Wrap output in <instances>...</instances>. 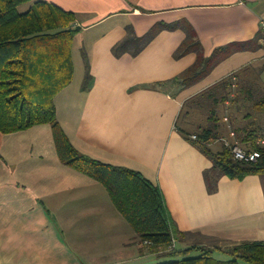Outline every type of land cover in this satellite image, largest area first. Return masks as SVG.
<instances>
[{
	"label": "crops",
	"instance_id": "0c3cea01",
	"mask_svg": "<svg viewBox=\"0 0 264 264\" xmlns=\"http://www.w3.org/2000/svg\"><path fill=\"white\" fill-rule=\"evenodd\" d=\"M43 1L75 13L80 32L117 22L106 32L115 41H102L99 53L104 65L120 72L98 73L84 49L93 77L84 91L86 62L73 47L74 79L55 99L58 120L76 148L157 183L182 231L233 238L239 244L264 241V175L244 180L224 176L218 190L209 193L204 172L212 161L175 128L185 102L224 81L233 95H264V0ZM158 23L176 28L161 31L138 56H115L114 46L131 27L141 37ZM260 34L256 46L222 60L193 87L173 80L197 60V53L174 57L189 35L210 57ZM251 64L258 70L248 71ZM112 78L118 82L110 83ZM243 109H251L255 121L250 102ZM149 261L157 264L158 258L142 249L139 235L107 189L62 163L52 127L0 131V264Z\"/></svg>",
	"mask_w": 264,
	"mask_h": 264
},
{
	"label": "trees",
	"instance_id": "16d2710c",
	"mask_svg": "<svg viewBox=\"0 0 264 264\" xmlns=\"http://www.w3.org/2000/svg\"><path fill=\"white\" fill-rule=\"evenodd\" d=\"M24 5L28 8L23 12L20 7ZM76 23L75 13L43 0H0V131L12 134L39 125H51L62 163L100 182L107 189L115 207L139 235L142 249L154 254L158 264H264V241L244 242L227 250L207 248L202 242L211 240L210 236L206 238L202 232L180 230L157 183L138 170L97 160L72 143L58 120L55 99L74 79L73 46L80 31ZM174 28L158 23L144 36L129 35L114 46L113 52L116 57L127 53L138 56L161 31ZM260 38L261 34L256 40L217 49L207 57L200 42L189 35L175 51L174 57L181 59L197 53V60L173 80L184 88L193 87L222 60L235 52L251 49ZM82 54L86 60L83 84L86 91L93 77L84 49ZM158 85L162 83L155 86ZM230 87L229 81H224L198 95L196 104H205L211 109L209 126H200L195 133L180 129L184 138L213 163L204 172L211 194L218 190L219 180L224 176L244 180L248 176L264 175V127L252 123L230 130L236 136L233 140H240L248 153H260L256 161L237 159L230 147L223 146L218 152L210 148L214 141L223 138L217 107L227 101L228 96L224 95ZM233 102L242 104L239 108L245 111L243 108H247L250 102L257 114L264 113V95H237ZM193 135L197 139H193ZM232 144L237 145L238 142ZM190 239H193L191 243L195 241L194 244L177 248V244ZM198 251L200 255L193 256ZM217 252L230 256V259L216 258Z\"/></svg>",
	"mask_w": 264,
	"mask_h": 264
},
{
	"label": "rangeland",
	"instance_id": "374dc122",
	"mask_svg": "<svg viewBox=\"0 0 264 264\" xmlns=\"http://www.w3.org/2000/svg\"><path fill=\"white\" fill-rule=\"evenodd\" d=\"M27 8H28V6L24 5V6L20 7V10L24 12ZM116 23L117 22H113V21L108 22L106 26H104L102 28H97L96 30H93L90 32H82V31L80 32L79 31L80 33L78 32L76 37H75L73 47H75L77 55L79 56L78 53L82 54L83 49L88 48L90 54L92 55L91 59L94 61V64H95L96 69H97L96 71L98 73H100L102 71H105L107 73L120 72V69H115L112 66L108 67V65H104L101 62V57H100V53H99V49H100L99 47L102 46V44H101L102 41H109L110 43L115 41L114 40L115 36L112 38V37H110V36H112V34H109L106 32H108L107 30H109L111 28V26H113ZM132 30H133V28L131 27L129 29L128 36L129 35H136L135 32H133V34L131 33ZM104 34L109 35L107 37V40L102 39ZM84 60H85V58H84ZM85 62H86V60H85ZM78 66H79V64H78ZM225 67H230V66H224V68ZM258 68H259V66L257 64H251V65H249L247 70L251 71V72H255L258 70ZM82 70L84 72V68ZM117 82H118V80H116L114 78H112L110 80V83H113V84H115ZM216 92L217 91H215L214 93H216ZM226 94L224 96H226V97L228 96L227 101L223 102L222 104H220V106L217 107V115H218V118L220 120L219 124L221 125V131L223 132V134H226V135L220 141L215 142L214 145H212L210 148L213 151L217 152L219 150L221 151L223 146L228 147L227 143L229 144V143L238 142V144H239L238 146L245 149V151H246L247 150L246 146H243V144H241L240 140L239 141L233 140L234 138H236V136L233 134H231V136H230V130L233 128L238 129V128L247 127L248 124L251 125L252 123H255V125L263 126L264 125V113L256 114L254 117L255 121L250 117L246 118V116L250 114L251 109H246V111L242 110V109L240 110L239 107H241L242 104H239L238 102H233V99H235L236 95L231 94L230 90L226 91ZM197 97H198V95L191 97L187 102H185L183 104V106L180 109V112H179V115L176 119V124H175V128L177 129V131L180 132V134H181L180 129H183V130L187 131L188 133H195L199 130L200 126L207 127L210 124L209 117H210V110L211 109L209 110V108H207L209 106H206L205 104H203L202 106L197 105L196 103L198 102V99H199ZM49 127H52V126L49 125ZM193 136H192V138H193ZM262 142L264 143V139H262ZM127 223H129V222L127 221ZM256 226H257V224H256ZM70 233L71 232H68L69 235H70ZM210 237L209 238L211 240H205L202 242L203 245L206 246L207 248L212 247L215 249L217 247H220V248L227 250V249L232 248L236 244H239V242H237L233 238H230V239H228V238H217L216 236H210ZM69 238H70V236H69ZM206 238H207V235H206ZM192 240L193 239H190V241L185 242L183 244H177V248L178 247L184 248L183 246H185V244L191 243ZM194 242L191 243V245L194 244ZM198 255H200V251L193 253V256H198ZM216 258L221 259V260H229L230 256H226L220 252H217ZM240 263L247 264L245 262H240ZM148 264H156V263L149 261Z\"/></svg>",
	"mask_w": 264,
	"mask_h": 264
},
{
	"label": "built area",
	"instance_id": "2783aa9c",
	"mask_svg": "<svg viewBox=\"0 0 264 264\" xmlns=\"http://www.w3.org/2000/svg\"><path fill=\"white\" fill-rule=\"evenodd\" d=\"M263 30H264V23H263ZM235 135V133H232ZM193 139H197V136L194 135ZM227 146L230 147L237 159H245V160H251V161H256L257 159L260 158V153L259 152H252L248 153L244 149L238 146V144L233 145L232 143H227Z\"/></svg>",
	"mask_w": 264,
	"mask_h": 264
},
{
	"label": "water",
	"instance_id": "95a60500",
	"mask_svg": "<svg viewBox=\"0 0 264 264\" xmlns=\"http://www.w3.org/2000/svg\"><path fill=\"white\" fill-rule=\"evenodd\" d=\"M80 28V27H79Z\"/></svg>",
	"mask_w": 264,
	"mask_h": 264
}]
</instances>
